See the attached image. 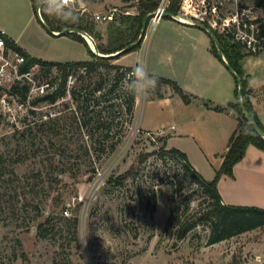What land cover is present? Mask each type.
Masks as SVG:
<instances>
[{
	"label": "rangeland",
	"instance_id": "374dc122",
	"mask_svg": "<svg viewBox=\"0 0 264 264\" xmlns=\"http://www.w3.org/2000/svg\"><path fill=\"white\" fill-rule=\"evenodd\" d=\"M29 1L0 0V21H9L18 30L24 27L23 37L30 47L50 59L57 51L66 53L64 57L82 54L79 50L87 54L84 45L78 44L77 49L56 38L52 27L84 21L97 45L111 46L134 36L137 24L123 23L121 18L138 13L143 2H56L48 10L41 6L42 18L29 8ZM189 1L178 14L196 23L200 20L193 13L215 3L220 15L233 12L237 3L251 6L256 13L264 9V0ZM54 11L67 13L71 19L50 14ZM97 11H112L113 16L97 19ZM176 19L165 14L155 26L150 19L142 48L112 60L142 61L148 72L152 55L161 51L169 56L167 60L173 57L175 63L195 66L202 55H195L192 46L196 43L200 50L204 40L194 39L197 30ZM113 71L102 70L108 82ZM59 75L56 67L49 74L39 67L23 82L31 86L49 81L47 90L52 91ZM14 79L12 75L0 82L11 103L9 108L0 102V264H264V225L207 242L209 222L206 218L199 221V217H205L209 198L183 160L168 150L186 139H172L169 146L166 136L159 133L165 134L166 129L175 134L178 129L170 124H178V118L149 114L152 124L158 122L159 127L148 132L141 128L142 115L148 116L151 91L137 96L141 100L139 121L136 107L130 120L128 112L116 106L103 110L99 119L95 116L88 128L80 126L77 101L71 94L72 87L84 85L81 70L69 76L66 93L53 102L33 103L35 89L22 101L20 94L7 90ZM96 79L94 74L93 84ZM123 86L126 84H120L115 93ZM112 99L119 100L118 96ZM49 110L55 112L51 118L60 119L55 128L42 124ZM99 120L104 124L97 126ZM163 120L165 125H161ZM129 169L132 171L124 176ZM74 217H78L76 225ZM195 219L196 224L180 236L182 221Z\"/></svg>",
	"mask_w": 264,
	"mask_h": 264
},
{
	"label": "trees",
	"instance_id": "16d2710c",
	"mask_svg": "<svg viewBox=\"0 0 264 264\" xmlns=\"http://www.w3.org/2000/svg\"><path fill=\"white\" fill-rule=\"evenodd\" d=\"M39 2L40 0H33L34 9L37 11L38 15H40L38 11ZM56 2L61 1L56 0ZM159 2L160 0H143V2L141 3L140 11L138 13L133 15L126 14L122 16L121 21L123 23H128L132 21L133 25L137 24V30L135 31V34L131 39L111 46H104L98 43V49L101 52L108 53L123 49L119 53L113 55H104L97 53L94 48L90 45L87 38L80 32L74 30L68 31L66 32V34L70 35L71 37L81 39L87 44L89 54L91 55L89 58L77 60H55L43 58L31 54L22 46H20L12 37L7 35V42L20 52L24 53L26 57L25 62L21 66L22 70L33 72L35 69L41 67L45 70V73L49 74V72L54 67H56L60 71L58 85H56V87L52 91L47 90L45 93L37 94L32 102L36 103L41 100H48L53 102L58 100V98L61 95L65 94L67 91L69 76L73 75L76 70H81V76L84 79L83 87L81 85L74 86L71 88V94L73 98L77 101L78 109H76V112L78 114L76 115V117L79 115L80 126H88L89 128V124L92 122L95 116H97L99 119L103 114V110H106L108 108H114L116 106L119 107L120 110L123 107V110H125V112H128L129 119L131 120L134 116L138 95L129 94L128 92L124 91V89L129 87V79L132 75V69L137 64H124L122 62H115L112 60V58L119 57L122 53H126L141 46L143 38L140 40V42L128 47L139 37L142 30L143 19L145 15L148 12L155 10L158 7ZM179 9L180 0H170L166 11H169L172 14H177L179 12ZM205 22L209 24L207 21ZM262 25L264 26V22ZM65 26H78L84 29L85 31L91 33L90 25H88V23L84 21L78 24H61L58 27L54 26L52 28L60 30ZM118 28L120 31L124 30L122 27ZM215 32L219 38L223 52L228 59V63L231 64L234 69L242 75L243 99L246 107L248 108L252 116L264 129V125L259 120V117L256 111L254 110L253 106L251 105L247 95V80L244 77V70L241 65V59L246 53L243 44L241 42L235 41L233 37L229 34L220 32L217 29H215ZM209 34L211 36L212 51L221 59H223L218 51V47L214 38L212 37L210 32ZM103 69L114 70L112 74L113 79H111V81H107L106 77L103 75ZM94 74L98 75V79H96L93 84L92 77ZM148 74L153 73L150 72ZM154 74L158 78V84L156 88L152 90V92H154L156 95L162 96L164 94L165 85L169 84L182 95L185 101L188 102L194 98V95L192 93L187 92L177 80L162 74ZM86 77L87 79L90 77V79L85 80ZM120 84H126V87L123 86L121 90L115 93ZM4 88L5 87L0 85V95L3 93ZM7 90H9L13 94H20L21 100L26 101L29 94L30 85L27 82H23V78H15L14 81L10 83V86H7ZM98 91L99 93H97ZM115 96H118V101H114V99H112L115 98ZM204 103L207 106H212L213 108L220 110L228 108L229 105V107H232L236 110V115L239 120L237 127L233 130L230 135L228 148L224 153V159L221 165L216 169L215 176L211 179L204 177V175L190 161L186 151L182 150L181 148L171 146L168 148V150L177 154L183 160V164L186 170L190 172L194 179L206 191V194L209 198V202L206 207L207 211L205 217H199V221L206 218V220L209 222L208 224L210 230L208 233L207 242L213 243L239 234L241 232L264 225V206H260L257 204L225 202L218 187V180L222 176V174H234L235 163L245 155L247 146L250 143L257 145L258 147L264 150V135L259 133L253 126V124L245 116L238 98V87L236 89V100L234 102H230L228 105H213L209 100H204ZM98 104L100 105L99 107H97ZM31 110L35 111V109ZM59 122V118L55 119L53 117H48L42 122V124L48 123L52 125V128H55L56 125L60 124ZM103 124L104 121L99 120L97 126ZM164 141L166 142V140ZM147 155L148 153L145 154V156ZM140 160H143V156L140 158ZM131 171L132 169H129L124 174V176L129 174ZM174 209L175 205L172 207L171 212H173ZM72 220L76 225L78 222V217H74ZM197 220L195 219L182 221L181 226L179 228V235H184L189 229H191L196 224ZM45 228V230H48L47 227ZM76 233L77 232L75 231V235ZM54 264L58 263L55 262Z\"/></svg>",
	"mask_w": 264,
	"mask_h": 264
},
{
	"label": "crops",
	"instance_id": "0c3cea01",
	"mask_svg": "<svg viewBox=\"0 0 264 264\" xmlns=\"http://www.w3.org/2000/svg\"><path fill=\"white\" fill-rule=\"evenodd\" d=\"M29 4V8L34 10L33 0H30ZM40 15L44 18L42 13ZM176 20H178L179 24L187 26V28L197 30L192 36L194 39L202 41L203 38L204 45L200 50L198 44L194 43L192 46L194 54L202 56L198 57L197 64L193 66L194 63L192 62H189L188 65L182 61L175 63L173 57L167 60L168 55H164L161 51H156L148 62V72L162 74L177 80L187 92L194 95V98L191 101H185L182 95L169 84L165 85L162 96H158L151 91L150 103L147 107L148 116L142 115L140 121L144 125L142 124L141 128L149 131L152 127H159L160 124L158 122L157 124H152L153 120L149 119V114L156 116V118L172 115L177 117L178 124H170L171 127L173 124L175 125L172 128L178 129L177 132L172 134L170 130L164 129L163 131L166 133L161 132L160 134L166 136V142L169 146H171L169 142L172 139H186V141H182L180 146H174L186 151L193 165L204 177L211 179L215 176L216 169L221 165L224 153L228 148L230 135L238 125L239 120L236 110L228 105L230 102L236 100L238 79L229 68L226 55L224 54L225 61L212 51L211 36L205 28L203 29V27L198 26L193 21ZM39 21L42 22L40 19ZM0 25L25 50L33 55L43 57L40 52L34 51L26 39H24V27L18 30L17 28H13L9 21L5 20H1ZM54 36L61 38V41L63 39L66 40V43H72L73 48H77L78 44L84 45L87 54L85 52L83 54L79 50L78 53L82 54L74 55L71 52V57H64L66 53L60 55L59 51H57L58 54H54L55 57H51V59L77 60L85 59L83 57L89 55L88 46L81 39L71 37L66 33H54ZM90 43L94 48L93 43L91 41ZM184 50L186 49L184 48ZM245 52L241 59V65L244 70V77L247 80L248 99L256 111L259 120L264 125V55L260 52ZM135 64H138V62ZM204 100H209L213 105H228V108L222 110L215 109L212 106H207ZM140 101L138 98L136 105L138 121ZM161 123V125H165L164 120ZM218 187L225 202L264 206V150L250 143L247 146L245 155L235 163L234 174H222L218 180Z\"/></svg>",
	"mask_w": 264,
	"mask_h": 264
},
{
	"label": "built area",
	"instance_id": "2783aa9c",
	"mask_svg": "<svg viewBox=\"0 0 264 264\" xmlns=\"http://www.w3.org/2000/svg\"><path fill=\"white\" fill-rule=\"evenodd\" d=\"M75 1L77 0H62V2L67 4ZM169 3L170 0H160L158 7L155 9L156 12L151 18L154 26L160 17L165 15L166 8ZM189 3V0H182L180 2V7L187 8L186 6ZM38 11L39 14H41V6H38ZM219 12V5L215 3L212 6H207L205 9L200 8V11L193 14L200 21H207L209 23L208 25H210L214 30L217 29L220 32L229 34L235 41L241 42L245 51L252 53H264V26L262 25L264 22V9L261 13H256L251 6L237 3V5H235V10L231 13L220 15ZM94 14L97 19H107L113 16L112 11H97ZM173 16L185 22L189 21V19L186 17V19H184V17L178 13L173 14ZM7 35V30L0 25V82L5 78L10 79V76L12 75L19 79L26 77L31 78L30 73L32 72H28L26 70L24 71L21 68L22 64L26 60L24 53L20 52L7 42ZM48 84L49 81L39 84H31L29 93H31L34 89L37 90V94L45 93L47 91ZM0 102L4 106H8L9 108L11 107V103L4 93L0 95ZM54 114L55 112L53 110H49L44 113V116L45 118H48ZM174 126L175 125L173 124L172 127ZM66 212H69L68 208H66Z\"/></svg>",
	"mask_w": 264,
	"mask_h": 264
},
{
	"label": "water",
	"instance_id": "95a60500",
	"mask_svg": "<svg viewBox=\"0 0 264 264\" xmlns=\"http://www.w3.org/2000/svg\"><path fill=\"white\" fill-rule=\"evenodd\" d=\"M39 6H42L40 2H39ZM155 12H156L155 10H152V11L148 12L145 15V17L143 19L142 30H141V33H140L139 37L133 43H131V45H129L128 47L134 45L135 43L140 42V40L145 36L146 31H147L148 21L152 18V16L155 14ZM165 14H167L169 16H173V14L171 12H169V11H166ZM196 24L198 26H201V27L205 28L207 31H209L211 33L212 37L214 38V40H215V42L217 44L218 51H219L221 57L226 61V58H225L221 43L219 41L218 36L216 35L215 30L210 25H208L207 23H205L203 21L197 22ZM72 30L78 31V32H80L81 34H83L86 37V33L85 32H87V31H85L84 29H82V28H80L78 26H66V27L60 29L59 31L52 29V32L56 33V34H64V33L68 32V31H72ZM94 48H95V50L97 52H99L98 51V45L96 44L95 40H94ZM122 50L123 49H119V50H117L115 52H108V53H100L99 52V53L100 54H104V55H113V54L119 53ZM227 64H228L229 68L231 69V71L235 74V76L238 79V98H239L240 105L242 107V110H243L245 116L253 124V126L256 128V130L259 133H261L262 135H264V129L261 127V125L258 123V121L252 116V114L250 113V111L248 110V108L245 105V102H244V99H243V80H242V75L240 73H238L231 64H229V63H227Z\"/></svg>",
	"mask_w": 264,
	"mask_h": 264
},
{
	"label": "clouds",
	"instance_id": "9594fccd",
	"mask_svg": "<svg viewBox=\"0 0 264 264\" xmlns=\"http://www.w3.org/2000/svg\"><path fill=\"white\" fill-rule=\"evenodd\" d=\"M40 3L45 10H48L49 7L56 4V0H40ZM50 14L59 15L61 19H71L70 15L62 11H54ZM157 84V76L154 73L148 74L141 61L132 69V75L129 79V87L125 88L124 91L132 95L146 96L150 91L156 88Z\"/></svg>",
	"mask_w": 264,
	"mask_h": 264
},
{
	"label": "bare ground",
	"instance_id": "6f19581e",
	"mask_svg": "<svg viewBox=\"0 0 264 264\" xmlns=\"http://www.w3.org/2000/svg\"><path fill=\"white\" fill-rule=\"evenodd\" d=\"M184 19H185V17H184ZM85 33H86V37L93 43V46H94V38H93V36L90 33H88V32H85Z\"/></svg>",
	"mask_w": 264,
	"mask_h": 264
}]
</instances>
